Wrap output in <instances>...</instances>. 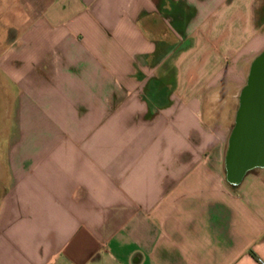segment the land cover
Masks as SVG:
<instances>
[{
    "label": "crops",
    "instance_id": "crops-1",
    "mask_svg": "<svg viewBox=\"0 0 264 264\" xmlns=\"http://www.w3.org/2000/svg\"><path fill=\"white\" fill-rule=\"evenodd\" d=\"M263 52L264 0H0V264H264L225 170Z\"/></svg>",
    "mask_w": 264,
    "mask_h": 264
},
{
    "label": "water",
    "instance_id": "water-1",
    "mask_svg": "<svg viewBox=\"0 0 264 264\" xmlns=\"http://www.w3.org/2000/svg\"><path fill=\"white\" fill-rule=\"evenodd\" d=\"M264 166V52L251 64L238 98L225 156L226 178L238 184L244 174Z\"/></svg>",
    "mask_w": 264,
    "mask_h": 264
},
{
    "label": "rangeland",
    "instance_id": "rangeland-1",
    "mask_svg": "<svg viewBox=\"0 0 264 264\" xmlns=\"http://www.w3.org/2000/svg\"><path fill=\"white\" fill-rule=\"evenodd\" d=\"M207 112L206 115L212 119L219 113H221V104L216 102L214 99L207 103ZM7 122V120H6ZM3 118L0 117V199L3 197L5 193V184H6V168H5V158L4 153L6 151V140H7V133L6 126H3Z\"/></svg>",
    "mask_w": 264,
    "mask_h": 264
},
{
    "label": "flooded vegetation",
    "instance_id": "flooded-vegetation-1",
    "mask_svg": "<svg viewBox=\"0 0 264 264\" xmlns=\"http://www.w3.org/2000/svg\"><path fill=\"white\" fill-rule=\"evenodd\" d=\"M233 127H234V125H233ZM233 129V128H232ZM232 131V130H231Z\"/></svg>",
    "mask_w": 264,
    "mask_h": 264
}]
</instances>
